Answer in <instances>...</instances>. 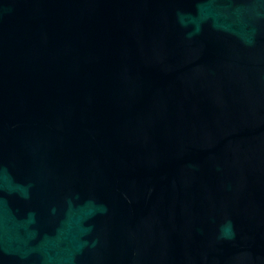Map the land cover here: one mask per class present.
I'll return each mask as SVG.
<instances>
[{"label":"water","instance_id":"water-1","mask_svg":"<svg viewBox=\"0 0 264 264\" xmlns=\"http://www.w3.org/2000/svg\"><path fill=\"white\" fill-rule=\"evenodd\" d=\"M0 264H264V0H0Z\"/></svg>","mask_w":264,"mask_h":264}]
</instances>
